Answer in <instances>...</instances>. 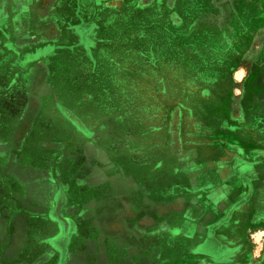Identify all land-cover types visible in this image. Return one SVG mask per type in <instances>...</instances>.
Masks as SVG:
<instances>
[{"label":"crops","instance_id":"0c3cea01","mask_svg":"<svg viewBox=\"0 0 264 264\" xmlns=\"http://www.w3.org/2000/svg\"><path fill=\"white\" fill-rule=\"evenodd\" d=\"M105 1L0 0V264H209L215 252L241 250L243 236L258 224L248 203L209 234L205 248L211 253H190L205 243L201 236L206 235L207 220L219 217H203L195 206L203 195H193L208 184L201 180L206 169L215 171L209 179L213 190L220 187L225 193L242 182L233 179L226 158L216 152L222 143L243 149L260 145L217 133L205 136L212 142L200 149L202 154L193 151L192 156L196 162L202 155L207 168L193 164L188 172L184 146L174 145L178 132L153 130L154 84L162 89L166 82L158 76L154 82L146 57L129 52L123 58L119 51L101 56L98 50L94 70L93 57L77 47L79 33L73 28L84 27ZM111 1L96 26L110 25L106 20L111 16L122 17L123 5L133 6L138 16L149 12L152 17L155 6L163 10L169 4ZM117 2L119 12L114 8ZM137 37L152 39L146 33ZM58 45L64 47L56 53L69 52L55 69L50 60L56 53L42 58L41 50ZM107 57L115 59L110 60V84L93 86L89 75L100 77ZM117 83L131 85L127 117L140 127L132 133L129 125L130 133L123 137L114 123L122 106L110 102ZM56 112L61 114L56 117ZM68 113L86 124L88 134L76 129ZM162 119L156 117V123ZM44 136L58 140L51 141L58 151L39 150ZM193 139L200 140V134ZM43 147L53 145L47 142ZM262 165H257V173ZM162 186L165 200L159 201L154 193ZM180 187L185 191L179 194ZM216 209L223 213V207ZM178 216L186 220L182 224L190 227L189 234L173 229ZM233 221L239 224L235 230L230 229Z\"/></svg>","mask_w":264,"mask_h":264},{"label":"rangeland","instance_id":"374dc122","mask_svg":"<svg viewBox=\"0 0 264 264\" xmlns=\"http://www.w3.org/2000/svg\"><path fill=\"white\" fill-rule=\"evenodd\" d=\"M110 2L112 1L106 0L99 4L98 12L95 11L92 19L84 24V27L89 28L93 25L95 27L91 34L95 45L88 46V51L93 57L91 59L94 70L97 65L94 63V54L98 50L101 56L111 57L112 52L119 51L123 58L129 52L146 57L148 64L153 67L147 69L153 74L154 82L157 76L161 77L162 83L166 82L162 89L157 87V82L154 84L153 130L168 129L178 132V139L174 145L184 146L185 163L189 165L185 166V169L188 172L191 173L193 164L200 166L206 161L200 155L199 159L193 162L196 158L193 159L192 156L195 151L202 154L200 149L212 142L205 136L217 133L228 135L237 141L248 140L254 146L260 145L259 149L257 146L253 149H243L236 144L228 143L218 146L216 152H220L226 158L229 163L227 169L231 171L233 179L242 181L237 187H232L225 193L220 187L213 190L209 186V179H213L215 171L206 169L204 164L201 165L206 169L205 172L201 171V173L204 172L201 180L208 184L203 186L204 188L195 194L196 196L193 195L194 198L203 195L202 199H197L199 203L195 206L204 212L203 217L208 215V218H211L212 214L219 217L207 220L208 223L204 224L207 226L206 235L201 236L203 242L206 240L205 243L190 253H211L212 250L205 248L211 236L209 234L228 221L233 210L248 203L250 211L255 213L253 222L255 220L258 224L248 231L247 236H243L241 250L228 248L215 252L214 258L208 262L209 264H264V182L262 179V173H264V0H169V4L165 9L162 8L163 10L155 6L152 17H148L149 12L146 16H138L133 6L130 5L128 8V5H123L124 11L120 10L123 11L120 12L122 17L113 19L111 16L106 20L108 23L111 22L110 25L105 23L104 27L96 26V22L101 19L98 15L105 13V6ZM118 2L114 8L119 12ZM122 2L127 4L129 0L128 2L122 0ZM162 18H164L163 22L160 23ZM132 23L136 26H131ZM139 23L142 26H138ZM75 28L77 27L73 28L74 31ZM145 33L152 39L146 42L143 37H137L144 36ZM136 37L138 39L134 40ZM103 38L105 42L100 41ZM59 45L56 49L64 47ZM77 45L80 44L77 43ZM68 52L60 50L54 58L52 56L50 61H53L55 69L62 65L59 61L61 62V58ZM108 57L99 68L101 82L104 79L106 84L110 83L113 75V65L110 60H115ZM124 61L128 63L130 59L126 58ZM67 64L69 63H65V67ZM116 85L117 88L113 91L114 97L110 100L111 105L112 103L126 105L119 109L120 115L119 112L114 113L116 127L120 133L123 132L122 137L129 135V125L132 127V133L140 132L139 125L129 123L127 117L129 107L126 103L129 100V93L133 91L131 85L128 83ZM91 96L96 98L95 95ZM155 104L162 106L156 107ZM60 114L56 112L54 116L58 117ZM160 115L164 119L162 123H156V117ZM167 118H169L168 122H166ZM79 127L84 130L82 123H79ZM199 134L201 139H197L195 143H202L201 146L193 141L194 136ZM52 140L58 141L49 136L41 138L39 150L58 151L59 147L55 142H51ZM47 142L51 143L53 148L45 149L43 143ZM22 160L27 163L24 158ZM260 163H263L262 171L257 173L256 168ZM185 189L193 190L189 186ZM185 189L180 187L179 194ZM158 190L160 191L154 193L159 195L158 200H165L164 186L161 189L159 187ZM174 193H178L176 188ZM226 193H228L227 197H225ZM210 201L212 204L207 203ZM217 206L223 207V213L217 211ZM178 217L174 220L176 226H172L173 229H184L183 232L189 234L190 227L182 224L186 220L181 216ZM230 225V229L235 230L239 224L233 221ZM178 238L180 239V236ZM181 239L185 241L186 238L181 237ZM186 242L189 243L187 239ZM179 252L182 254L181 251ZM201 258L204 260L203 257Z\"/></svg>","mask_w":264,"mask_h":264},{"label":"flooded vegetation","instance_id":"af4514ba","mask_svg":"<svg viewBox=\"0 0 264 264\" xmlns=\"http://www.w3.org/2000/svg\"><path fill=\"white\" fill-rule=\"evenodd\" d=\"M83 28V27H82ZM82 28H75V31L77 32V33H79V44L80 45H78L77 47H81V46H83V48H84V50L90 55V52L88 51V46L90 47V45L92 46H94L95 44V42H94V40H92V38H93V35H91L92 34V32H93V28H95L94 27V25L93 26H91V27H84L83 29ZM73 47V46H72ZM66 48V47H65ZM74 49V48H73ZM58 49H56V47L54 48H52V47H46V48H44L43 50H41V53H42V58H49L48 56L50 55V54H54V53H56V51H57ZM48 55V56H47ZM91 56V55H90ZM94 68V67H93ZM89 76H91V80L90 81H88V82H90V83H92V85H94V84H97V85H101V87H105L106 85H109V84H106L105 82H104V79H102V82H101V79H100V77H97V76H92V75H89ZM85 77V76H84ZM97 77V78H96ZM88 78V77H87ZM86 77H85V80L87 79ZM94 78V79H93ZM94 83V84H93ZM118 84V83H117ZM129 101V100H128ZM127 101V103L126 104H128L129 102ZM121 106H126V105H121ZM121 109V108H120ZM69 114V113H68ZM69 116H70V119H71V121H72V123L74 124V126L76 127V129H78L80 132H82L83 134H88L87 133V126H86V124L84 123V122H82V121H80L76 116H74V115H70L69 114ZM79 123H82L83 125H84V130H82V129H80V127H79Z\"/></svg>","mask_w":264,"mask_h":264},{"label":"bare ground","instance_id":"6f19581e","mask_svg":"<svg viewBox=\"0 0 264 264\" xmlns=\"http://www.w3.org/2000/svg\"><path fill=\"white\" fill-rule=\"evenodd\" d=\"M247 212H248V211H247ZM247 212H246V213H247Z\"/></svg>","mask_w":264,"mask_h":264}]
</instances>
